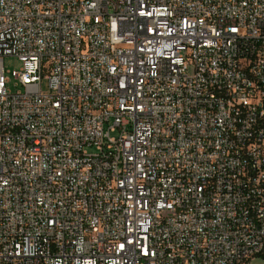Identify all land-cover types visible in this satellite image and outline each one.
Here are the masks:
<instances>
[{
    "label": "built area",
    "instance_id": "1",
    "mask_svg": "<svg viewBox=\"0 0 264 264\" xmlns=\"http://www.w3.org/2000/svg\"><path fill=\"white\" fill-rule=\"evenodd\" d=\"M257 256L264 0H0V264Z\"/></svg>",
    "mask_w": 264,
    "mask_h": 264
},
{
    "label": "rangeland",
    "instance_id": "2",
    "mask_svg": "<svg viewBox=\"0 0 264 264\" xmlns=\"http://www.w3.org/2000/svg\"><path fill=\"white\" fill-rule=\"evenodd\" d=\"M4 66L7 72L6 78L8 79V84H7L8 91L12 93L22 91L23 88L17 85V82L14 79V76L12 75V72L20 70V68L22 67V63L16 57L8 56L4 60ZM42 90L44 93L50 92L47 80H44L42 84ZM247 264H264V256L254 257Z\"/></svg>",
    "mask_w": 264,
    "mask_h": 264
}]
</instances>
